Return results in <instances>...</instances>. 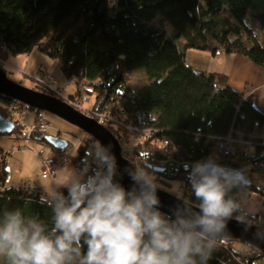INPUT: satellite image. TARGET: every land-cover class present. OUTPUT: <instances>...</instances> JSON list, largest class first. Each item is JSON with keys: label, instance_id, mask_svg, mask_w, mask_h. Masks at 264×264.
Here are the masks:
<instances>
[{"label": "trees", "instance_id": "obj_1", "mask_svg": "<svg viewBox=\"0 0 264 264\" xmlns=\"http://www.w3.org/2000/svg\"><path fill=\"white\" fill-rule=\"evenodd\" d=\"M0 48L12 56L56 60L66 79L83 81L92 113L109 111L104 127L117 136L135 169L156 177L159 189L175 184L181 198L197 207L188 170L213 157L246 169L248 192L264 198V143L252 137L264 114L250 95L227 85L223 73H198L184 61V50L193 49L240 55L264 68V0H118L116 10L105 0H0ZM135 72L145 80L137 89L129 80ZM33 89L53 95L39 85ZM16 104L0 95V115ZM15 133L17 140L27 137L24 130ZM229 134L251 141L254 153L238 147L234 156L219 154V142ZM29 137L45 142L37 131ZM85 148L77 147L73 158L88 162ZM7 175L2 157L0 213L20 207L51 225L46 196L39 189L6 187ZM236 217L264 233V208L253 216L240 210ZM222 241L207 264H254V248L229 249Z\"/></svg>", "mask_w": 264, "mask_h": 264}, {"label": "clouds", "instance_id": "obj_2", "mask_svg": "<svg viewBox=\"0 0 264 264\" xmlns=\"http://www.w3.org/2000/svg\"><path fill=\"white\" fill-rule=\"evenodd\" d=\"M88 152L43 201L51 225L20 207L0 213V264H207L251 187L246 169L208 157L188 170L197 208L163 212L154 175L130 171L126 188L109 147Z\"/></svg>", "mask_w": 264, "mask_h": 264}, {"label": "rangeland", "instance_id": "obj_3", "mask_svg": "<svg viewBox=\"0 0 264 264\" xmlns=\"http://www.w3.org/2000/svg\"><path fill=\"white\" fill-rule=\"evenodd\" d=\"M105 1L110 9L116 10L118 0H105ZM168 38H171V36L168 35ZM177 44L179 48L182 49L180 47L181 42L179 40L177 41ZM186 50H184V61L186 59V63L188 64V66L192 65L193 67L192 69L195 72H198L200 69V65L203 62H206V60H202L200 58L201 57L200 54H203L206 56H210V55L207 53H201L193 49H186ZM185 54H186V57H185ZM44 58L45 57H42L40 55H36V57H32V55L30 56L10 55V57L7 59L6 62L0 61V65L2 67H5L3 69L6 70L5 74L9 79L15 82H19L21 85L31 88V89H33V87H36L38 85L45 86L43 88L51 92L53 94L51 96L61 99V100L64 97L73 96L74 94L82 93L83 91V96L85 98V101L80 102L79 107L83 111L92 112L93 102H92V98H90L87 94V88L85 86V83L83 81L76 82L75 79H71V80L66 79L60 69V63L58 61L50 60L46 58L50 62V66L47 67L45 63L46 59ZM39 60H42V64L45 66L44 68L47 67V70H48L47 75L44 73L43 70H41L35 75L34 63L36 62L39 64ZM27 63L31 64V67L29 69L30 75L28 76L23 75L21 72L22 70L26 68ZM57 66H59V70H58L59 73L57 72ZM218 69L219 68H215V71H217ZM140 74H141L140 72H135L131 75L129 79L132 87L136 89L140 85H142L145 81L142 75ZM43 75L49 76L48 80L53 79L57 83L56 91L57 92L60 91L61 93L59 94H62L63 97L51 91L48 88V86L41 83L39 77H44ZM246 89L248 91L249 86H247ZM78 111L80 110L78 109ZM5 116L6 117L4 118H7V110H6ZM38 121L44 122L47 124L48 130H47V133H43L44 137L46 136L59 137L60 139L64 140L67 143V146L64 149L65 151L61 152V151L53 150L52 147L46 144V142L44 141H35V140L31 141L30 139H29V145L31 149H29L26 147L25 141L24 139L22 140V137H19V139L16 141L11 140L12 134H15L16 136L15 132L17 130L14 129V131L11 134L0 135V151H3V154H0V160L3 157V159L6 162V167L8 170V175H7L6 182H5L6 187H9V188L17 187L21 189L29 185L32 188L39 189L41 193L45 195L46 198H48L55 190L57 183L62 182L68 178L69 174L71 173L73 169V166L59 168L56 170L54 176L43 178L41 176V173L44 170L43 159L47 157H52L58 160V157L60 156L61 153H66L68 156H70V159L72 160V158L76 155V152H77L78 140H81V141L87 140L90 142L95 141V140L91 136L85 134L79 128L67 123L66 121L58 118L57 116L53 114H50L45 111L28 110L27 116H26V123L27 124L33 123L34 125ZM104 124L100 123V125H102L103 127H104ZM133 141H136V139H134ZM85 145H87L85 146L86 147L85 150L89 154L88 150L91 149L90 145H88L87 143ZM120 147H121V144H120ZM240 148H243V147H240ZM41 150L44 151V154L42 156H38L34 153V151L39 153V151ZM254 151H255V147L250 146V149L248 150V152L254 153ZM121 154H122V157H124L122 150H121ZM32 191H34V189H32ZM165 192L184 200L183 198H181V195L177 191L175 184H172L171 187L168 188V191H165ZM251 196H253V198H255L256 202L258 203V207L256 209H252L253 207L252 208L248 207L249 206L248 200L249 198H251ZM262 207L264 208V198L259 196L256 193L254 195L248 193L247 196H245L242 199L241 209L248 216H253V215L261 213L263 210ZM224 241L227 243V247H229V249L233 247L234 249L237 250L239 249V247L244 245L237 241L236 242L231 241V240H224Z\"/></svg>", "mask_w": 264, "mask_h": 264}, {"label": "water", "instance_id": "obj_4", "mask_svg": "<svg viewBox=\"0 0 264 264\" xmlns=\"http://www.w3.org/2000/svg\"><path fill=\"white\" fill-rule=\"evenodd\" d=\"M0 95L24 105L27 108L53 114L67 123L79 128L85 134L91 136L96 142L100 141L104 146L109 147L117 160V179L120 180L126 188H131L133 186V181L129 176V172L135 170V167L130 161L122 157V149L118 140L95 119L90 118L82 112L74 109L63 99L61 100L51 95L25 87L19 82L9 79L1 68ZM13 131V124L0 115V135H8ZM45 142L51 146L53 150L57 151L64 150L67 146V143L59 137L46 136ZM225 167L237 169L227 166ZM157 195L163 212H170L177 208L185 209V206L192 210L197 208L159 188H157ZM219 239L237 241L242 244H246L264 255V233L257 226L247 221L230 219L227 222L226 234L221 236Z\"/></svg>", "mask_w": 264, "mask_h": 264}, {"label": "built area", "instance_id": "obj_5", "mask_svg": "<svg viewBox=\"0 0 264 264\" xmlns=\"http://www.w3.org/2000/svg\"><path fill=\"white\" fill-rule=\"evenodd\" d=\"M44 77H39L40 81L42 84L48 86V88L55 92L56 94H58L59 96H62V94L60 91H56V85L57 83L53 80V79H49V76L43 75ZM45 87V86H42ZM63 97V96H62ZM71 97V98H70ZM70 97H64L63 100L70 105L71 107H73L74 109H79L80 112H82L84 115L95 119L99 124H104L105 121V114L107 115V113L109 111L105 110V112L103 111V113H97L94 114L92 112H87V111H83L80 107L79 104L80 102L85 101V98L83 96V91L82 93H76L73 96ZM7 120H9L13 126L14 129L16 130H24L27 132V137L24 138L26 147L31 149L30 145H29V139H30V135L32 132L37 131L39 133H47V124L44 122H36L33 126H28L26 123V116H27V112H28V108L24 105L21 104H16V105H11L9 107H7ZM107 111V112H106ZM12 139H16L15 134H12ZM262 140V143H264V138L261 137L260 138ZM96 141H81L78 140V147L79 146H87L85 145L86 143L88 145H90V148H92V146L95 144ZM251 145H253V143L249 140H243V139H238V138H232V136L229 134L228 136H226L224 139H222L219 142L218 145V152L219 154H221L222 156H234L237 152V148L238 147H246L249 148ZM15 149V148H14ZM22 150V149H21ZM122 152L124 154V157L126 160L130 161L132 163V158L131 156H129V154H127V152L125 150L122 149ZM34 153L38 156H42L44 154V151L41 150L38 152ZM87 163V160H78V159H74L72 158V160L70 159V156H68L66 153H61L60 156L57 159H54L52 157H47L45 159H43V165H44V170L41 173V176L43 178H48V177H52L54 176L55 172L57 169L59 168H64V167H69V166H73L75 168H79L82 166V164ZM32 189L35 190V188H32L31 186L27 185L24 188H21L19 190H24L27 193H31ZM224 241V240H223ZM222 241V242H223ZM223 246H226L227 243L224 242V244H222ZM257 251V250H256ZM250 256L253 257L254 260V264H264V255L257 251V254L254 256V253L250 254Z\"/></svg>", "mask_w": 264, "mask_h": 264}, {"label": "crops", "instance_id": "obj_6", "mask_svg": "<svg viewBox=\"0 0 264 264\" xmlns=\"http://www.w3.org/2000/svg\"><path fill=\"white\" fill-rule=\"evenodd\" d=\"M36 55L38 54H32V57H36ZM200 55V58L202 60H206V62H203L200 65L198 73H223L227 78V85H229L232 89L238 92L246 93L247 96L250 95L254 107L264 114V68L254 65L249 59L240 55L223 53H217L215 56H212L210 54V56H206L203 54ZM9 57L10 55L7 54L3 48H0V61L6 62ZM45 61L46 66H50V62L47 59ZM34 65L35 75L41 70H43L44 73L47 75L48 70L47 67L44 68L45 66L42 64V60H39V64L35 62ZM189 66L193 68L192 65ZM30 67L31 64L27 63L26 68L21 71L22 74L26 76L30 75ZM215 68L219 69L215 71ZM58 70L59 66H57V72L59 73ZM247 86H249L248 91L246 89ZM252 135V137H257L258 139H260L261 137L264 138V124L260 127H256V130L253 132ZM249 149L250 147L247 149L242 148V150L247 151ZM248 193L253 195L255 194L251 192Z\"/></svg>", "mask_w": 264, "mask_h": 264}, {"label": "bare ground", "instance_id": "obj_7", "mask_svg": "<svg viewBox=\"0 0 264 264\" xmlns=\"http://www.w3.org/2000/svg\"><path fill=\"white\" fill-rule=\"evenodd\" d=\"M248 205L249 208L253 207L252 209H256L258 207V203L256 202L255 198H253V196H251V198L248 200Z\"/></svg>", "mask_w": 264, "mask_h": 264}]
</instances>
